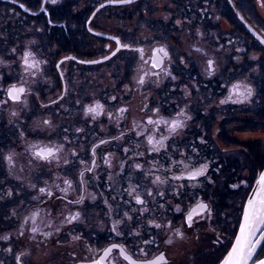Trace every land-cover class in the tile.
<instances>
[{"label":"flooded vegetation","instance_id":"obj_1","mask_svg":"<svg viewBox=\"0 0 264 264\" xmlns=\"http://www.w3.org/2000/svg\"><path fill=\"white\" fill-rule=\"evenodd\" d=\"M140 1L142 0H136L130 4H107L97 11V7L104 3L102 2L83 22L78 19V16L80 11H83L81 12L83 16L87 12V7L79 4V1L68 6L69 4L64 3L65 0H57L55 4H52L51 0L47 2L42 0V3L34 8L26 4L25 0H0L2 2L0 5V77L5 80L3 87L6 88L12 84L19 86L23 77L25 86L30 89V93L24 97L27 99V105L9 101L0 106V237L5 235L12 237L9 241L0 239V251L8 254L6 256L8 264H17L14 256L25 252L29 243L28 234H31L27 231V227L31 222L29 226H26L24 236H18V230L21 228L23 218L36 210L40 211L37 223L41 233L53 231L52 236L44 239L46 242L64 243L72 236L80 234L83 244L91 245L93 249L101 248L109 243L110 236H114L110 233L112 221L120 220L123 213L128 211L133 219L127 221L125 218V223L120 225L125 239L116 237L112 242L126 244L129 252L134 254V258L140 259V256L134 253L135 245L143 246L140 237L143 239L155 237L159 247L155 245L146 247L149 258L153 254L158 255L164 252L169 264H215L216 258L222 251V245L215 242L217 236L221 238L225 235L232 236L235 229L230 225H235L237 218L240 217L241 206L246 202L258 177L256 173L250 175L239 172V164L235 165L239 162L241 152L239 147L222 149L213 138L216 127H221L223 130L230 120L232 121L230 125L238 123L239 115L229 114L227 112L229 108L238 113L241 107L250 105L251 98L254 96L253 94L243 103L233 102L237 99L235 95L227 99L232 83L239 82L251 87L245 80L240 81L236 77L225 80L223 77L224 60L230 56L234 57L235 53L234 48L224 47L222 39L224 32L226 36H231V42L235 43L239 41V30L235 27L230 31L221 29L218 17L223 18V16L217 12L218 8L214 9L207 4L196 7L200 14L192 13L195 5L193 6L190 0H152L154 3L151 6L148 5L152 10V19L150 22H145L143 17L148 16L144 12L146 5ZM20 4H24L28 11L21 8ZM17 7L20 10H17ZM178 10H187L186 15L180 17ZM51 11L59 13L62 19L56 21L50 19L51 29L45 30ZM38 13L40 17L45 16L46 19L34 20L32 23V15ZM67 14L68 18H66ZM176 20H180L181 24H176ZM248 24L247 27L250 26ZM89 28L92 31H89ZM83 29L88 33L87 37L80 33V30L85 33ZM197 29L203 33V37L196 35ZM33 32L40 34L46 32L51 35L42 38L40 35L32 36ZM96 33H103V35L98 36ZM234 34L237 35L234 36ZM111 36L118 37L122 43H132L133 47L144 48L145 60L154 55L153 47L165 46L172 63L169 64L168 59L164 58V65L170 67L176 80L166 77L160 69H155L154 71H160V77L151 75L146 77V83L143 86L148 90H143V86L138 87L133 79L138 75L142 61L139 60L138 55L126 50L118 53L117 57L99 64L80 63V61L102 60L103 56L114 50L116 43L109 39ZM244 38L250 39L249 36ZM212 39L216 42L215 46H209ZM196 47L202 48L203 52H195ZM13 48L17 50L15 53L11 51ZM24 50L35 53L37 60L47 61L41 64V70L34 77L23 71L20 56ZM190 51L191 58L188 56ZM160 55L163 56L162 53ZM66 57L69 59H65ZM72 57L75 59H70ZM209 58L215 61L213 75H208L205 71L206 64L203 60ZM181 59L184 63H181ZM150 64L151 61L145 67H150ZM61 73L63 76L60 75ZM66 84L68 93L64 95ZM135 91L145 92L143 97L146 103L134 102L132 105ZM186 91L190 93L187 96ZM61 95H64V98L58 100ZM193 95L196 96L192 97ZM113 96L116 97L115 100L111 99ZM0 99L4 97L0 95ZM57 100V103H51ZM223 100L227 102L222 104ZM95 101H100L104 105V115L93 120L91 114L85 115V107L92 105ZM41 104L48 107H41ZM145 105L148 107L145 108ZM121 107L127 108V112L122 116L118 113ZM155 108H159L160 114L166 119L174 117L180 109H185L192 117L183 129L165 141L169 145L167 151L162 149L159 153L147 152L146 148L150 147L147 140L143 136L136 135L137 131L144 130L147 117L153 115L152 109ZM13 112L16 113L15 116L12 115ZM108 112L112 113L111 120L107 115ZM118 116H120L119 120H117ZM224 117L227 119L226 124L223 123ZM44 119L51 120L53 127H44L41 124ZM153 127L148 126L149 131ZM159 128L160 132L156 134V139H160L161 135L169 136L165 125H160ZM76 129L82 131L77 132ZM231 129L234 130V127ZM121 133L123 136L120 139H112L120 137ZM219 137L223 140L221 132ZM101 139L110 142L97 148L95 171L85 173L87 193L83 204L66 208L61 201L55 199L56 196L62 195L55 187L52 188L54 193L52 198H43V203L35 199L40 196L38 189L45 186L44 182L48 185L60 184V187H65L62 179L67 178L72 181L73 188H76L78 174L83 166L73 160L71 152L75 151L80 159L90 161L91 148ZM49 140L65 145L59 165L56 162L51 165H42L35 161L29 164L30 156L26 151L28 144ZM202 140L204 143H201ZM230 140L235 141V144L239 146L234 135L231 134ZM124 148L129 149L127 154L124 153ZM242 150L247 151L245 146ZM134 151L143 153V156H135ZM10 152L16 154L14 156L16 164L11 170L5 159ZM181 153L185 157H190L196 166L207 163V178L170 181L159 186V190L165 194L164 197L151 199L145 196L144 198L149 200L147 207L150 212H145L143 215L139 214L140 206L135 202L131 205V208L137 209L135 214L130 207H118L122 203L121 190L127 188L129 182L141 184L142 188H148L155 193L157 186L151 183L154 177L147 174L148 170L151 169L156 175L164 178L163 169L169 166V158L179 160L182 158ZM105 156H108L111 161L110 168L103 162ZM64 158H67V164L64 163ZM125 159L127 163L124 173H119L120 161ZM230 160L232 164L225 165V162L228 163ZM133 163L142 164L143 170L130 168ZM22 166L23 170H21ZM263 168L262 164L258 171L261 172ZM181 171L183 169L175 168L168 175H179ZM242 181H246L250 186L246 188ZM180 184L185 185L179 189L183 195L175 197L173 192ZM233 185H239V187L234 188ZM8 190L13 193L11 197L5 196ZM87 194H95L96 199L92 200ZM67 195L68 199H75L79 191L70 190ZM141 195L144 196L142 190ZM240 195L243 197L240 198ZM113 197L116 199L113 200ZM105 199L112 206L111 212L108 210V205L104 203ZM124 199H128L126 195ZM197 200H203L208 204L211 209V218L200 219L199 223L189 229L183 224V214L174 212L173 209L179 204L186 210L187 206L194 205ZM158 205H164V207L160 208ZM69 210L80 211L81 221L73 225H64L61 231L56 233L54 229L61 225L64 215ZM13 211L16 213L15 216L12 215ZM46 212H50V215H46ZM40 220L50 221L52 228H45ZM149 220H155L162 225H166L171 220L173 227H181L185 238L172 236L171 231L167 229H155L148 223ZM128 231L139 232L140 237L133 239L131 235H128ZM42 236L37 233L33 240L40 238L42 241ZM169 236L173 239L171 245L164 243ZM8 248H12V252H8ZM54 258L46 259L40 264H73V262H55ZM78 261L75 264H78ZM0 264H4L3 259ZM24 264L35 263H28L24 258Z\"/></svg>","mask_w":264,"mask_h":264},{"label":"snow or ice","instance_id":"obj_2","mask_svg":"<svg viewBox=\"0 0 264 264\" xmlns=\"http://www.w3.org/2000/svg\"><path fill=\"white\" fill-rule=\"evenodd\" d=\"M47 2V0H45ZM52 4H55L57 0H51ZM133 0H108L109 4L112 3H123L130 4ZM21 8H25L24 4H20ZM104 4L100 5V8H103ZM46 11V9H44ZM25 11H28L25 8ZM99 11V9L97 10ZM95 16L96 13H93ZM244 17L241 16V20ZM48 23H51L49 19ZM176 24H181L180 20H176ZM251 27V26H250ZM89 31H92L89 28ZM96 35H103V33H96ZM196 35L203 37V33H201L198 29L196 31ZM110 40L115 41L116 48L111 50L108 55L103 56L102 60H90V61H80V63H91V64H99L103 61L111 60L113 57H117L118 53H121L122 50L129 51L139 56V60L142 61L140 65V69L138 70V75L133 77L138 87H142L146 83V77L155 76L157 78L160 77V71H154L155 69H160L166 77H170L172 80H176V76L172 75L170 67H165L164 58H167L169 64L172 63L171 56L167 50V48L163 45H158L152 48V52L154 55L150 56L148 60L144 59V48L142 47H133L132 43H122L121 40L116 36L109 37ZM256 39L264 44V36H260L256 34ZM231 43V41H229ZM195 52L201 53L203 52L202 48L196 47ZM13 53L17 50L15 48L11 49ZM237 51H242L237 49ZM163 54L161 56L160 54ZM206 55V53H205ZM188 56L191 58V51L188 52ZM119 58V57H118ZM65 59H69L66 57ZM70 59H75L72 57ZM21 64L24 73L29 76H36L37 72L40 69L42 63H46L47 61H40L35 58V53L30 50H24L20 56ZM149 61H151L150 67H145V65H149ZM181 63L184 61L181 59ZM206 67L205 71L208 75H213L215 72V61L212 59H207L205 61ZM59 67V65H57ZM142 74H139L141 73ZM63 76V73L60 74ZM21 83L19 86L17 84H12L6 88L3 87L5 80L3 77H0V95L4 97V99H0V106L7 104L9 101L19 102L24 105H27L26 94L30 93V89L25 86L23 81V77L21 78ZM68 87L67 84L64 87V95H67ZM187 91L185 95H189ZM254 94L253 89L242 83H232L229 97L227 99H231L233 95L237 97V99L233 102L235 103H243L248 101L250 97ZM64 95L58 97V100H62ZM23 98V99H22ZM111 99L115 100L116 97L113 96ZM57 101H51V103L55 104ZM227 100L221 101V103H226ZM41 107H48V105L41 104ZM145 108L148 106L145 105ZM125 112H127V108L121 107L118 109V113L122 116ZM152 116L147 117L146 125L144 126L143 131H137V136H143L147 140V143L150 147L146 148L147 152L159 153L162 149L167 151L169 145L165 143L166 140L169 139L170 136L177 134L179 130L183 129L186 126V122L191 120L192 117L187 113L185 109H180L175 113L174 117L170 119L164 118L160 114V109L155 108L152 109ZM91 114L92 119L96 120L97 117L104 115V105L100 101H95L92 105H88L85 107V115ZM12 115H16L15 112ZM109 119H112V113H107ZM120 116L117 117L119 120ZM155 117V118H153ZM41 124L44 127L52 128V121L49 119H44L41 121ZM160 125H165L168 129L169 136H160V139H156V134L160 132ZM136 127H140L139 125H135ZM148 126H154L151 131H149ZM77 132L82 131L81 129H76ZM23 135V134H21ZM123 136L121 133L120 137H113L112 139H120ZM67 142V138H65ZM110 141L101 139L98 144H94L91 148V159L90 161L80 159L78 154L75 151L71 152L73 160L78 162V164L82 167V170L78 174V181L76 188H73V183L71 180L67 178L62 179V183L65 187H60V184L48 185L47 182H44V187H40L38 189L40 196L35 199L40 200V202H44L43 198H52L54 193L52 188L55 187L59 189V192L62 193L60 196H56L55 199L61 201L66 208L69 206L81 205L84 203L86 199L87 188L85 185L84 176L86 172H94L97 167L96 161V150L101 145H106ZM201 143H204L202 140ZM139 147V145H137ZM65 150L64 144L53 143L52 141H36L29 143L26 151L29 153L30 159L28 161L29 164H32L35 161L38 164L42 165H51L53 162H56L59 165L62 159V153ZM124 153L127 154L129 152L128 148L123 149ZM16 154L10 152L5 159L8 161L10 170L15 167L16 161L14 156ZM110 155V154H109ZM135 156H143V153L139 151H134ZM181 159H170V164L167 168L163 169L164 178H161L160 175H156L152 172L151 169L148 170V175L154 177L151 180V183L154 186H157V191L153 193L148 188H142L141 184H133L129 182L127 188H122L120 201L121 204L118 207H130V210L135 214L137 212L136 208H131L133 202L139 207V214L143 215L145 212H150L147 207L149 200L144 197H148L151 199H155L156 197L163 198L164 192L159 190V186L169 183L170 181H193L198 180L200 177H206L207 163L200 164L196 166L190 157H185L183 153L180 154ZM188 162H185V161ZM104 164L108 165L110 168L111 161L108 156L103 158ZM64 163L67 164V158H64ZM127 163V159L121 160L119 164V173H124L125 164ZM130 168L133 170L140 169L143 170V165L140 163H133L130 165ZM181 168L183 171L179 175L172 174L171 176L168 173L173 172V169ZM23 170V166L21 168ZM118 173V174H119ZM207 178V177H206ZM57 179H61L57 177ZM112 176L109 175V181L111 182ZM245 187H249L246 181H242ZM111 186V184H110ZM32 187H36V185H32ZM185 187L184 184H180L176 187L173 192L175 197H180L183 193L179 190L180 188ZM234 188L239 187V185H233ZM79 191V195L75 199H68V192ZM141 190L144 193V196L141 195ZM13 195L11 190H8L5 193V196L11 197ZM91 196L92 200L96 199L95 194H87ZM125 195L127 196V200L124 199ZM116 198L113 197V200ZM104 203L108 205L109 212L112 211V206L108 204V200L105 199ZM160 208H163L164 205H158ZM174 212L182 213L184 216L183 224L187 226V228H192L194 224L199 223L200 219H210L211 218V209L208 204L203 202V200H197L194 205L187 206V209H182L179 204L174 206ZM12 215L15 216V211L12 212ZM46 215H50V212H46ZM81 212L80 211H67L64 215L63 220L61 221V225L56 227L54 231L59 233L61 228L64 225H73L74 223L81 221ZM40 218V211L36 210L31 212L28 216L23 218L21 223V228L18 230V236L22 237L25 234V228L27 227V231L31 234V239H35V234L40 233L45 238L53 235V231H46L41 233V229L38 226V219ZM125 218L127 221H131L133 219L132 215H129L128 211L123 213V217L120 220H113L110 233L114 234V236H110L109 243L106 246H102L98 249H93L91 245H85L87 249L88 255L83 256L78 264H169V260L164 252H160L158 255L153 254L151 258H149V252L146 251V247L149 245H155L157 248L159 247L157 240L155 237L151 239H143L140 237L139 232H131L128 231V235H131L133 239L140 237L142 240L143 246L140 244L135 245L134 253L140 256V259L134 258V254L130 253L128 250V246L124 243H116L112 242L114 238L119 237L121 239H125L124 232L120 230V225L125 223ZM40 223L44 225L45 228H52V224L47 220H40ZM149 224L153 225L155 229H167L171 231L172 236L179 237L180 239L185 238V233L181 230V227H173V222L169 220L166 225H162L161 223H157L155 220H149ZM233 229L232 236L229 237L225 235L223 238L217 236L216 243L222 245V251H220V255L216 258L215 264H264V171L259 172L258 178L255 180V186L251 189V195H248L246 198V203L241 206V215L237 218L235 225H230ZM159 234V233H158ZM172 236H169L167 240L164 241L165 244L171 245L173 243ZM5 241H9L12 239L11 235H5L0 237ZM72 241H80L82 239L80 234L74 235L71 237ZM8 252H12V248L7 249ZM28 252H20L14 256L17 264H24V260L22 257L28 256Z\"/></svg>","mask_w":264,"mask_h":264},{"label":"trees","instance_id":"obj_3","mask_svg":"<svg viewBox=\"0 0 264 264\" xmlns=\"http://www.w3.org/2000/svg\"><path fill=\"white\" fill-rule=\"evenodd\" d=\"M77 1H79V4L87 7V12H85L83 16H81V12L83 11H80V14L78 16V19H81L83 22H85L86 19H88V17L92 13L93 9L100 3L105 2L107 0H65L64 3L65 4L67 3L69 4L68 6H70V5H73V3L75 4ZM147 1L148 0L146 1L142 0L140 2L146 5L145 7L146 9H144L145 10L144 12L148 14V16L144 15L143 20L145 22H150L152 19L151 17L152 10H151V7L149 6H151L152 0H150V2H147ZM190 1L193 6L195 5V9L192 10V13L200 14V12L198 11V8L202 7L201 5L207 4L209 7H213L214 9L218 8L217 12L221 14L223 17H227L228 20L231 22L232 26L237 28V30H239V35H238L239 41L235 43H232V42L229 43V41H231L230 39L231 36H226L225 35L226 32H224V36L222 38L224 47L227 48L228 46V48L229 47L234 48L235 53H234V57L230 56L229 58H226L224 60L223 68L225 69V72H224L223 77L225 80L227 78L231 79L232 77L239 78L240 81L245 80L253 88L254 96L251 98V102L249 103L250 105L246 107H241L238 113L232 111L233 109L231 108H229L227 112L231 115H234V116L239 115L242 117L239 124L242 127H244L243 130L254 131V130H257L258 128H264V45L261 44L256 39V37L253 35L250 29L246 26L248 24V21L246 19L241 20V15H240L241 13L239 15L235 14V11H233V7L232 6L230 7V2L228 0H190ZM1 3L2 2H0V5H2ZM25 3L36 8L42 3V0H25ZM148 4L150 5L148 6ZM197 6L198 8H196ZM227 8L228 10H232L230 14H227L229 12ZM238 8L240 12L244 13V11H246L247 14L253 16V19L255 22L257 23L259 22L262 25H264L257 11L255 10V5L252 4L251 2L249 3V1L247 2V1L241 0V4H239ZM17 10H20V9L17 7ZM187 10L185 11L178 10L180 17L186 15L185 12ZM68 14L70 15V13ZM68 14L66 15V18H68L69 16ZM208 14L209 13H207V15ZM49 15H50L49 19L53 21L62 19L60 18L61 16L59 13L56 14L53 11H51ZM41 19L45 20L46 17L45 16L40 17L39 13L36 15L34 14L31 17V22L33 23L34 20L38 21ZM208 22L210 24V20H208ZM32 28L34 29V27ZM213 28L214 27H212V30H214ZM46 29H51V26L49 25L47 21L45 25V30ZM83 30L85 31V33L81 32V30H80V33L83 36L87 37L86 35H88V33L86 32L85 29ZM232 34L233 33L231 31V35ZM35 35H40L42 38H44V36H50L51 34L46 33V32H44L43 34L42 33L40 34L38 32L37 33L33 32L32 36H35ZM53 35L55 36V33ZM235 35L237 34H234V36ZM244 35L249 36L250 39H245ZM215 44L216 42H214L212 39V41H210L209 43V46H215ZM236 48L242 51H237ZM253 49L257 50L258 54L260 53L261 55H256V56L250 55V51L251 50L253 51ZM192 62L194 63V60H192ZM244 146L247 149V151L241 150L240 156H239V162L235 163V165L239 164V172L241 173H244L247 169H249V167H247L248 166L247 164L251 157V155H249L250 149L252 147L253 148L255 147L256 149L257 147L255 143H246L244 144ZM228 164L229 165L232 164L231 160L228 161V163L225 162V165H228ZM262 164L264 165V161ZM16 252H17V249H16ZM7 255H8L7 253L0 251V262L3 259L4 264H5V261H6V264H8V260L6 258Z\"/></svg>","mask_w":264,"mask_h":264},{"label":"rangeland","instance_id":"obj_4","mask_svg":"<svg viewBox=\"0 0 264 264\" xmlns=\"http://www.w3.org/2000/svg\"><path fill=\"white\" fill-rule=\"evenodd\" d=\"M153 1L152 3H154ZM228 1L231 2L233 6V11H235L236 15L238 13L239 14L241 13L240 15L243 16L244 19L248 21L250 26L253 27L256 31L258 30L259 33L261 32L260 34L264 36V25H262L259 22L258 23L255 22L253 19V16L247 14L246 11H244V13L240 12L238 7H239V4H241V0H228ZM244 1H247V2L249 1V3L251 2L252 4L255 5V10L257 11L259 17L264 23V0H244ZM147 2H150V0H148ZM228 11L229 12L227 14H230L232 12V10H228ZM214 18L215 17H213V19ZM218 19L217 20H218L219 27L223 29L224 31H230L234 29L231 22L228 20L227 17H223V18L218 17ZM112 46L114 47V45ZM250 55L256 56V55H261V54L260 53L258 54L257 50L253 49V51L252 50L250 51ZM203 61H206V59ZM143 90H148V89L145 86H143ZM143 93L139 91L134 92V96L132 97L133 99L132 105L134 104V102H142V104L146 103L145 101L146 99L143 97L144 96ZM195 96L196 95H193L192 97H195ZM129 105H131V103H129ZM224 118H223V123L226 124L227 119L226 118L224 119ZM239 118H240L239 122L234 123V125H230L232 124L231 123L232 121L230 120L229 123L226 124L227 126L223 130L221 127L219 128L216 127L213 131V138L215 140V143L222 149L223 148L232 149V148L239 147V149L242 150L244 148L245 143H255L257 147L256 149L255 147L254 148L252 147L250 149L249 155H251V157L247 164L248 165L247 167H249V169H247L245 172L246 174H250V175L251 174L255 175V173L256 175H258L260 168L262 166V162L264 161V128H258L257 130H254V131L243 130L244 127H242L239 124L242 117L239 116ZM232 127H234V130L231 129ZM219 132L222 133L223 140H221V138L219 137ZM231 134L234 135V138L238 140L239 146L235 144L236 143L235 141L230 140ZM226 139H229V140L227 141ZM224 142H227L229 144H226ZM242 197L243 196H241L240 198ZM31 236L32 234H28L27 239L29 240V243H27V241L25 240V243H27L25 252H28L29 255L26 257H22V259L24 260L25 258L28 263L32 262L35 264L37 263L40 264L46 259H52L55 257L54 258L55 262H61V263L73 262V264H75L77 260H80L83 256L88 255L87 249L86 247H84L85 244H83L84 242L83 240L72 241V239H70L64 243L58 242V241L56 242L54 241V243H52V241L46 242V240H44L45 239L44 236H42V241L40 240V238L33 240L31 239Z\"/></svg>","mask_w":264,"mask_h":264},{"label":"water","instance_id":"obj_5","mask_svg":"<svg viewBox=\"0 0 264 264\" xmlns=\"http://www.w3.org/2000/svg\"><path fill=\"white\" fill-rule=\"evenodd\" d=\"M134 1H136V0H133V2ZM102 4H104V6L105 5H107V4H109L108 3V1L107 2H104V3H102ZM112 4H123V3H112ZM101 5V4H100ZM100 5L97 7V10L98 9H100ZM95 13V12H94ZM93 16V15H92ZM92 18V17H91ZM249 27V29H250V31H252V33L255 35V37H256V34H259L260 36H262L258 31H256L253 27H250V26H248ZM264 45V44H263ZM262 171H264V168L262 169ZM258 178V177H257ZM255 186V183H254V185H253V187ZM252 189V188H251ZM249 195H251V191H250V193H249ZM246 203V202H245Z\"/></svg>","mask_w":264,"mask_h":264}]
</instances>
